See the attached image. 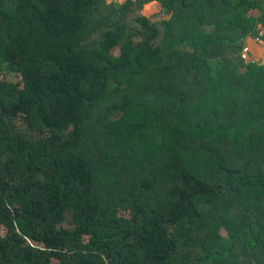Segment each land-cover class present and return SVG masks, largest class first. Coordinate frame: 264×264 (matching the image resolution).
Returning <instances> with one entry per match:
<instances>
[{
  "label": "trees",
  "instance_id": "obj_1",
  "mask_svg": "<svg viewBox=\"0 0 264 264\" xmlns=\"http://www.w3.org/2000/svg\"><path fill=\"white\" fill-rule=\"evenodd\" d=\"M263 3L0 0V264H264Z\"/></svg>",
  "mask_w": 264,
  "mask_h": 264
},
{
  "label": "crops",
  "instance_id": "obj_2",
  "mask_svg": "<svg viewBox=\"0 0 264 264\" xmlns=\"http://www.w3.org/2000/svg\"><path fill=\"white\" fill-rule=\"evenodd\" d=\"M157 4L162 7L160 3ZM261 15L262 11L260 10L251 11V16L255 19H259ZM257 29L258 33L256 36L251 35L245 40L244 47L248 48V51L244 52L243 57L249 62H257L264 65V23H259Z\"/></svg>",
  "mask_w": 264,
  "mask_h": 264
},
{
  "label": "rangeland",
  "instance_id": "obj_3",
  "mask_svg": "<svg viewBox=\"0 0 264 264\" xmlns=\"http://www.w3.org/2000/svg\"><path fill=\"white\" fill-rule=\"evenodd\" d=\"M127 1H129V0H123L121 2L118 0H107L109 5H111V4L123 5ZM157 3L158 2H151V3L145 4L141 10V13L143 15H145L146 17L151 18L153 21H160L163 19H169L171 17V15L168 13H165L164 10L162 9V7H159L160 5H158ZM150 4L156 5L157 7H153V9H157V10L156 11L155 10L154 11H146L147 6ZM250 15H251V12H250ZM244 52H246V51L243 50V54H244ZM7 77H8V80H12L13 82H21V77H16V76L14 77L13 75H8ZM65 226L68 228H73V219L71 218V216H69L68 222L65 224ZM222 235L224 237H227V232H222Z\"/></svg>",
  "mask_w": 264,
  "mask_h": 264
},
{
  "label": "bare ground",
  "instance_id": "obj_4",
  "mask_svg": "<svg viewBox=\"0 0 264 264\" xmlns=\"http://www.w3.org/2000/svg\"><path fill=\"white\" fill-rule=\"evenodd\" d=\"M153 7H157L156 5H154V4H150V5H148L147 6V10L146 11H156L157 9H153ZM148 15V14H147Z\"/></svg>",
  "mask_w": 264,
  "mask_h": 264
},
{
  "label": "built area",
  "instance_id": "obj_5",
  "mask_svg": "<svg viewBox=\"0 0 264 264\" xmlns=\"http://www.w3.org/2000/svg\"><path fill=\"white\" fill-rule=\"evenodd\" d=\"M244 51H246V52H247V51H248V48H245V49H244Z\"/></svg>",
  "mask_w": 264,
  "mask_h": 264
}]
</instances>
